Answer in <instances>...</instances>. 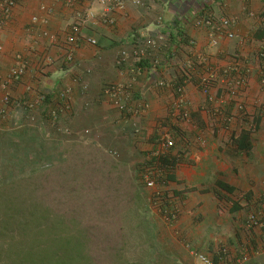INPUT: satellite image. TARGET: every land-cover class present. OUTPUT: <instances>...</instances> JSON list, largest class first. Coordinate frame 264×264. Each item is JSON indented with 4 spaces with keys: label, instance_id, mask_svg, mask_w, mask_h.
Instances as JSON below:
<instances>
[{
    "label": "crops",
    "instance_id": "crops-1",
    "mask_svg": "<svg viewBox=\"0 0 264 264\" xmlns=\"http://www.w3.org/2000/svg\"><path fill=\"white\" fill-rule=\"evenodd\" d=\"M121 1L124 7L109 14L113 24L108 25L101 20L105 7L98 0H0V10L9 9L8 16L0 11L3 138L37 135L54 141L79 137L103 150H115L120 160L136 164L143 161V154L148 155L152 150L157 126L173 121L171 104L185 62L189 59L198 62L203 57L223 68L240 61L247 85L237 96L227 97V105H222L219 99L227 88L224 79L215 82L213 102H207L195 83L186 86L192 124L182 128L197 143L202 142L200 146L207 144V150L200 153L192 149L191 160L177 167L175 178L180 181L179 176L185 179L190 170L213 166L215 172L225 175L222 181L234 187L235 193L240 188L263 190L264 83L260 54L264 52V0ZM88 10L97 17L81 25L82 40L74 45L75 62L66 64L67 40L77 21L76 15ZM203 14L210 15L215 22L236 18L231 29L235 38L228 40L221 36L218 47L211 48L208 35L213 27L194 25ZM178 30L184 38L177 35ZM151 39H161V48L154 54L162 62L157 69L150 64L148 68L139 67L134 56L135 46ZM90 40L97 44H90ZM190 40L195 42L194 46H190ZM123 53L126 62L119 66L118 59ZM48 56L55 60L53 64L44 63ZM21 63L27 67L24 77L19 82H10L11 71ZM158 81L165 85L159 86ZM115 85L130 88L134 96L129 100L131 106L140 107L143 102L148 105L141 118L130 120L116 109L106 94V89ZM5 94L20 104L16 107L4 104ZM38 94L47 95V101L34 112L36 121L31 123L23 103L32 101ZM211 108L221 109L230 118L227 124L211 119L208 115ZM52 113L56 119H52ZM135 125L142 129L139 135L134 134ZM246 128L253 130L249 154L232 145L225 146L233 133ZM85 131L90 136L86 137ZM261 236L255 230L246 238L260 244ZM254 260L264 264V254Z\"/></svg>",
    "mask_w": 264,
    "mask_h": 264
},
{
    "label": "rangeland",
    "instance_id": "rangeland-1",
    "mask_svg": "<svg viewBox=\"0 0 264 264\" xmlns=\"http://www.w3.org/2000/svg\"><path fill=\"white\" fill-rule=\"evenodd\" d=\"M61 140L37 135L3 139L0 131V264L13 260L1 229L15 219L41 225L31 233L43 231L50 257L59 252L55 243L61 238L78 240L83 251L71 264H202L192 250L213 260L223 249L234 256L248 236L244 220L264 189L240 188L229 195L216 187L225 175L208 166L167 186L164 191L174 202L161 208L134 170L141 162L130 165L79 137ZM194 145L200 153L207 150V144ZM249 192L251 202L245 199ZM237 200L241 208L233 213ZM166 208L174 219L164 216ZM74 248L73 241L63 251Z\"/></svg>",
    "mask_w": 264,
    "mask_h": 264
},
{
    "label": "built area",
    "instance_id": "built-area-1",
    "mask_svg": "<svg viewBox=\"0 0 264 264\" xmlns=\"http://www.w3.org/2000/svg\"><path fill=\"white\" fill-rule=\"evenodd\" d=\"M98 2L105 7V11L102 15V22L108 25L113 24V20L110 18L109 14L115 9H121L124 7V3L121 0H98ZM2 13L5 16L9 15V9H1ZM97 17L91 10H88L84 13H78L76 15V23L73 25L71 35L68 37L69 49H67L65 54V63L73 64L75 62V50L74 45H77L78 42H81V31L80 27L86 21ZM38 19H34V22H37ZM236 24V18H223L219 22L213 21L210 18V15L203 14L200 18L194 21V25L198 28L208 27L212 28L209 32V46L211 48H216L219 45V37H224L228 40L235 38V34L232 32V27ZM44 35H48L45 33ZM161 39H151L149 41L143 42L142 45L138 43L135 46V58L138 63L147 61L149 62L152 68L157 69L162 65L161 60L155 54L156 51H159L161 48L160 45ZM90 44L96 45L95 40H90ZM190 46H194L195 42L190 40ZM264 58V52L260 54V59ZM198 62L193 59H189L185 62L183 66V75L185 79L183 83L175 86V100L171 104V118L173 121L162 122L157 126L156 136L152 150L149 152L147 157L150 159L149 164L145 165V162L139 163L134 167V170L139 173L144 182V187L147 190L153 192L155 197H157V204H163L164 199H162L161 189L165 185V179L170 174H175L177 167L182 164L179 163L183 159L182 152L184 151V158L190 159L192 156V149L195 146L193 139L189 137L186 131L182 128L183 126H188L192 124L191 113L188 108V103L186 100V86L189 83H195L196 87L202 92L205 96L207 102H213V90L215 89V82L218 78H221L227 82L226 91L219 97L220 103L222 105H227V97H235L239 94L240 90L246 87L247 80L244 75V72L241 69L240 61H235L226 67H217L209 62L206 58H198ZM55 60L48 56L44 59V63L53 64ZM126 62V54L123 53L121 58L118 59V64L121 66ZM199 71H197V69ZM27 67L25 64L21 63L17 68H14L8 79L10 82H19L25 75ZM236 74V77H232ZM262 77L264 83V71L262 70ZM159 86H164V82L158 81ZM86 90V87H84ZM106 94L111 97L113 105L116 109L124 115V117L130 120H137L141 118L147 111L148 105L143 104L140 107L131 106L129 103L130 99H133V93L130 88L123 85L110 86L106 89ZM65 97V95H62ZM226 100H225V99ZM47 101V95L38 94L32 101H27L23 103L25 110L28 112V120L31 123L36 121L35 111L41 109ZM3 103L17 106L20 104L19 101L12 100L9 94L3 96ZM242 110V108H240ZM209 114L213 116H222L226 117L225 123L230 120L229 117L224 115V112L221 109L211 108L208 110ZM52 119H56V115L52 113ZM183 125V126H182ZM134 134L139 135L142 131L137 125L134 127ZM179 131H177V130ZM69 134L68 130H65ZM186 134L188 135L186 137ZM84 135L86 137L90 136L89 131H85ZM202 144V142H201ZM203 147L205 144L202 145ZM114 158H119L120 155L114 150L109 151ZM119 156V157H118ZM173 158L176 159V166L169 164H162V159ZM174 199H170L169 203L174 202ZM164 216L168 219H174V212L166 208V211H163ZM243 228L250 235L254 234L255 230L261 232V243L256 244L253 242V239L246 238L241 245L236 249V254L233 256L229 254L227 249L221 251V263L222 264H248L253 259L259 258L264 254V192L259 197L256 208L251 212L243 223ZM193 255L202 263V264H214V260L199 254L196 250H192Z\"/></svg>",
    "mask_w": 264,
    "mask_h": 264
},
{
    "label": "trees",
    "instance_id": "trees-1",
    "mask_svg": "<svg viewBox=\"0 0 264 264\" xmlns=\"http://www.w3.org/2000/svg\"><path fill=\"white\" fill-rule=\"evenodd\" d=\"M177 35L181 38H184V34L181 30L177 31ZM260 60H261L262 70L264 71V58H261ZM138 65L139 67H144V68L149 67L148 62H140ZM183 74H184L183 69H181V74L179 78L176 80L177 81L176 85H180L181 83H183L185 79V75ZM208 115H210L211 119H217L216 122L218 121V122L224 123L226 121L225 118L222 116H213L212 114H208ZM252 132L253 130L251 128L242 129L238 134L233 133L230 136L229 143H225V144L232 145L233 147H236L239 151L249 154L250 151L252 150V139H251ZM187 136L188 135L186 134V137ZM189 137L190 136H188L187 139H189ZM193 142H195L194 139H193ZM154 143L155 142L153 141L152 144ZM184 153L185 152L183 151L182 152L183 159H181L179 163L188 161V159L184 158ZM149 161L150 159L147 157V155L143 154V161H141V163L145 162V165H146V164H149ZM161 162L162 164H169L172 166H176L177 164L176 159H173V158H165V159L163 158ZM136 174L138 175V179L141 180V185H143L142 187H144L143 179L141 178L139 173L136 172ZM136 174L134 173V175ZM172 183L177 184L175 174H170L165 179V183H164L165 185L161 189L162 199H164V203L158 204L161 208L166 207V206L170 207L171 205L169 203V200L173 198H171L172 197L171 194H169L167 191H164V190H166L167 186L169 187ZM11 186H12L11 189L15 188L13 187V185ZM216 187L220 191L226 192L229 195L235 194V191H236L234 187L228 185L227 183L223 181H217ZM172 195L180 197V193L179 192L177 193V191H173ZM252 196L253 195L251 192L245 195V199L247 200V202L252 199ZM153 199L156 201L155 204H157L158 199L157 197H155L154 194H153ZM240 201L241 200H237V202L233 203V208L231 210L233 213H237L240 210L241 208ZM16 220L17 219H15V221H11L12 223L6 224L5 227L1 229L3 230V235H5L3 237L7 238V240L4 241L6 243L5 246L8 247V251L13 255L12 257L13 260L12 262H9V264H71L70 261H72L73 257L76 258L75 255L83 251L82 249L84 246L80 244L79 242L78 244L76 243V241L78 240L61 238L58 242L55 243L56 245L55 248H57V251L59 252L55 256L50 257L49 255L46 254V252L49 249L50 240L46 239L42 235L43 231H40V232L36 231V233H31L32 229L40 230L41 227L39 226L41 225L39 223L38 224L35 223V226L33 224L21 225V223L16 222ZM10 224H12V227L9 228L8 225ZM73 241L75 244V248L71 250V252H64L63 249L67 248V246H69V244H71ZM15 245H18L20 247L19 248L13 247ZM71 246L72 245H70V247ZM220 258H221V254L216 255L214 259V264L215 263L222 264ZM76 263H77V260L74 264Z\"/></svg>",
    "mask_w": 264,
    "mask_h": 264
}]
</instances>
